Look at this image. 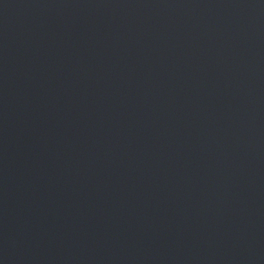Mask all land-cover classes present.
Returning a JSON list of instances; mask_svg holds the SVG:
<instances>
[{
    "label": "water",
    "instance_id": "1",
    "mask_svg": "<svg viewBox=\"0 0 264 264\" xmlns=\"http://www.w3.org/2000/svg\"><path fill=\"white\" fill-rule=\"evenodd\" d=\"M0 264H264V0H0Z\"/></svg>",
    "mask_w": 264,
    "mask_h": 264
}]
</instances>
